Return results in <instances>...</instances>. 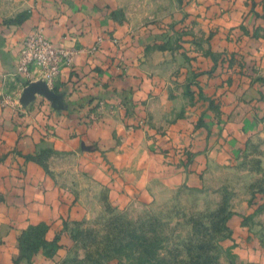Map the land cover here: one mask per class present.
Masks as SVG:
<instances>
[{
  "label": "crops",
  "instance_id": "0c3cea01",
  "mask_svg": "<svg viewBox=\"0 0 264 264\" xmlns=\"http://www.w3.org/2000/svg\"><path fill=\"white\" fill-rule=\"evenodd\" d=\"M109 1L0 0V94L20 91L21 78L14 75L16 55L35 27L57 45L84 51L102 36L100 51L93 55L81 51L73 66L62 68L53 96L35 94L23 113L0 105V264H13L19 257L18 238L29 226L47 224L45 237L52 240L64 220L76 212L74 200L83 183L107 177L108 162L121 171L128 163L132 169L124 175L137 184L144 183V177L151 183L171 174L182 179L168 158L154 152L159 146H181L192 154V172L187 176L192 185L202 184V172L203 180L211 173L214 183L226 170L243 174L228 164L244 155L259 158L264 168V37L251 36L255 28L264 30V0H254L253 6L247 0H195L188 6L197 13L196 37L213 31L210 50L233 53L234 62L245 67L232 65L227 73L217 67L210 75L198 76L191 104L181 93L169 94L170 73L163 78L150 76L159 64L157 60L140 63L142 46L137 42L128 47L119 42L129 65L127 74L117 71ZM246 3L250 5L243 11ZM230 32L240 39L227 41ZM156 55L151 56L156 59ZM213 64L203 58L198 65L202 71ZM124 96L137 104L135 114L88 119L99 98L116 101ZM144 99L145 114L152 115L154 122L146 129H128L126 124L144 114L138 103ZM209 99L214 100V108ZM179 111L185 116L174 118ZM59 244L53 257L38 252L33 264H55L70 245L63 232Z\"/></svg>",
  "mask_w": 264,
  "mask_h": 264
},
{
  "label": "rangeland",
  "instance_id": "374dc122",
  "mask_svg": "<svg viewBox=\"0 0 264 264\" xmlns=\"http://www.w3.org/2000/svg\"><path fill=\"white\" fill-rule=\"evenodd\" d=\"M194 1L110 0L106 3L113 21L110 39L115 46L112 59L117 71L127 74L129 65L120 52L119 42L127 47L137 42L142 46L139 62L147 64L150 60H157L159 64L157 70H150V76L163 78L170 73L169 94L181 93L191 104L198 88V76L210 75L217 67L223 73H227L232 65L244 69L242 63L234 62L233 53L210 50L213 31L196 37L197 13L188 9ZM247 1L254 5V0ZM250 4H243L242 10L245 11ZM240 25L244 32L247 31L243 24ZM36 29L44 34L41 27H35L31 32ZM251 36L264 37V30L255 28ZM229 37L240 39L231 32L225 37L227 41ZM101 45L102 36H98L85 51L74 46L57 45L70 50L72 58L63 63L48 89H55L60 71L73 66L76 54L84 51L93 55L100 51ZM153 53L158 54L156 59L151 56ZM203 58H209L214 64L201 71L198 64ZM170 64L171 70L168 69ZM34 72L22 76L15 71L14 75L21 78L20 91L0 94L12 97L14 105L11 108L16 113H23L38 93L27 101L21 100L24 88L31 82H44L38 72ZM204 97L199 94V98ZM145 101L147 99L138 101L141 105L139 111L144 114L139 115L135 123L126 124L128 129H146L154 122L152 115L145 114ZM208 101L214 108V100ZM136 105L126 96L116 101L99 98L90 109L88 119L97 121L121 112L124 117L131 116L135 114ZM181 116H185L184 111H179L174 118ZM157 151L169 159V165L179 169L182 179L173 178L171 174L155 178L152 183L144 177L145 182L137 184L124 175L132 169L128 163L121 166V171L108 162L107 177L92 178L87 185L83 183L74 200L77 201L76 212L64 220L61 231L52 240L45 237L48 230L45 223L23 230L18 238L19 257L13 264L22 259L33 264L38 252L53 257L60 246L62 232L70 239V245L55 264H264V168L260 159L240 156L234 164L228 165L237 167L243 174H229L226 170L215 183L211 173L204 180L203 172L199 173L202 184L197 186L187 180L192 172L189 169L190 152L172 145L159 146L158 150L154 149ZM234 216L237 224L233 225Z\"/></svg>",
  "mask_w": 264,
  "mask_h": 264
},
{
  "label": "built area",
  "instance_id": "2783aa9c",
  "mask_svg": "<svg viewBox=\"0 0 264 264\" xmlns=\"http://www.w3.org/2000/svg\"><path fill=\"white\" fill-rule=\"evenodd\" d=\"M71 58L70 50L53 44L41 30L36 29L22 40L16 55V72L22 76H29L37 71V75L51 87L63 63L70 61ZM0 105L11 107L14 105L12 97L1 96Z\"/></svg>",
  "mask_w": 264,
  "mask_h": 264
},
{
  "label": "water",
  "instance_id": "95a60500",
  "mask_svg": "<svg viewBox=\"0 0 264 264\" xmlns=\"http://www.w3.org/2000/svg\"><path fill=\"white\" fill-rule=\"evenodd\" d=\"M35 92L53 96V92L48 89L45 82H31L24 88L21 100L27 101L31 99Z\"/></svg>",
  "mask_w": 264,
  "mask_h": 264
},
{
  "label": "trees",
  "instance_id": "16d2710c",
  "mask_svg": "<svg viewBox=\"0 0 264 264\" xmlns=\"http://www.w3.org/2000/svg\"><path fill=\"white\" fill-rule=\"evenodd\" d=\"M37 225L39 226V225H41V224H37ZM37 225H32V226H29V227L31 228V227H34V226H37ZM20 240H21V239H20ZM20 242H21V241H20Z\"/></svg>",
  "mask_w": 264,
  "mask_h": 264
}]
</instances>
